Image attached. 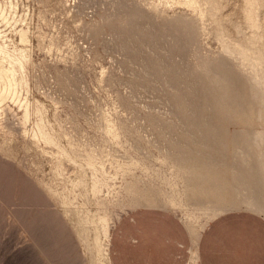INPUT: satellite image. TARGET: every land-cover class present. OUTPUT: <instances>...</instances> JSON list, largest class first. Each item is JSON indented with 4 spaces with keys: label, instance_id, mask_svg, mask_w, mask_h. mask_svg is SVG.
I'll list each match as a JSON object with an SVG mask.
<instances>
[{
    "label": "rangeland",
    "instance_id": "374dc122",
    "mask_svg": "<svg viewBox=\"0 0 264 264\" xmlns=\"http://www.w3.org/2000/svg\"><path fill=\"white\" fill-rule=\"evenodd\" d=\"M251 1L204 0L200 22L189 9L156 0H0V48L14 56L20 101L42 107L50 132L58 130L56 116L75 138L94 137L102 150L121 154L123 147L103 145L96 130L110 118L141 142L156 135L171 149L167 165L147 146L153 159L130 150L140 165L105 169L117 174V186L128 171L159 190L162 204L148 208L166 209L183 224L191 243L187 264L217 217L197 212L188 219L171 204L182 202L180 177L191 194L200 189L202 200L225 213L264 218V198H251L264 197V0H255L253 22ZM20 29L28 33L25 45ZM8 100L0 105V264H95V230L70 189L73 166L55 174L56 160L32 137L36 117L21 127L23 108ZM81 200L94 211L84 193ZM138 209L112 208L109 244L120 218Z\"/></svg>",
    "mask_w": 264,
    "mask_h": 264
},
{
    "label": "bare ground",
    "instance_id": "6f19581e",
    "mask_svg": "<svg viewBox=\"0 0 264 264\" xmlns=\"http://www.w3.org/2000/svg\"><path fill=\"white\" fill-rule=\"evenodd\" d=\"M156 1L157 4L155 5L158 6L164 5L165 7L169 6V8L174 6L185 7L189 9L200 22L203 20L205 16V6H203L205 5L203 3L204 0H156ZM254 4L257 5V2L255 0H252L250 2V7H249V15L251 18L250 20H252V22L255 20L256 17L255 16L256 13H254L256 9L253 7ZM9 5H10L9 7L15 9L12 3H10ZM170 10L172 9L170 8ZM14 11H16V9ZM4 14H5V10L0 5V16L4 18ZM4 20H8V19H4ZM6 28L7 27H5V29ZM17 34L19 37V42L25 45L28 42L27 31L24 29H20ZM221 45L224 46L223 42H221ZM16 54L21 59V62H25L24 59L26 56L24 54H22L21 52ZM13 61H14V56L11 57L8 51L5 48L1 47L0 48V105H3L5 101L8 99H11L13 102L19 103L20 107L23 108V115L21 116L18 125H21V127L23 128L25 127L26 123L29 122L32 116L36 117V123L34 124V128L32 131V137L33 139H35V142L36 140L43 142V144L49 150L50 155L53 157L54 160H56L53 166V170L57 176H61L63 174V171H66L68 169L67 168L68 165L73 166L71 171L69 170H68L69 172L67 171L68 173L70 172L72 173V178L70 181V187H71L70 189L73 192V196H75L73 202L79 204L83 213L87 217V221L89 222L90 225H92V227L95 230L94 243L97 250V258L95 264H111L108 254H105V256L102 255V249L103 248L109 249L108 235L110 234L109 229L112 223V218H111L112 208L113 207L122 208L127 206V207H131L132 209H135L141 207L142 208L151 207L153 205L160 206L162 204V195L159 192V190L154 188L152 185L147 184L144 180L141 179V177H138L128 171L124 173L120 185L117 186L116 184L117 174L116 173L111 174L107 172L105 169V165L107 163L110 165L116 163L118 165L119 163L121 162L124 163L125 161L130 162L131 166L140 165L139 162L130 155L129 151L131 150L135 152L145 160H151L154 158V155L148 150L147 146L153 148L158 153L159 156L156 158V161H158L162 165H167L168 164L167 161L171 159L172 151L169 147L163 146L165 144L159 142V140L158 141L155 140L154 136L156 135H154L152 138L143 136V139L146 140V143L141 142L140 136L130 134V132L124 129L117 120L114 121L113 119L110 118L100 119L97 122L96 130H98V132L100 133L101 142L103 143V145H107L109 144L108 142H110V143H114L115 145H118V147L119 146L123 147L124 150L121 154L120 153L114 154L111 150H107V151L102 150L99 140H97L94 137L81 136V138H78L76 136L77 138H75L71 132H68L66 129L62 127V123L58 119L59 117L57 118L56 116H54V120L58 124L57 125L58 130L54 132H50L46 127L47 124L45 125L44 122L45 116H43V112L41 111L42 107L37 106L35 104L33 108V106L30 103H27L26 101L21 103L20 94L22 93L19 94L18 91V79H17L18 68L16 65H14ZM22 68L23 67L21 66L20 69ZM67 122L69 123V121ZM234 142L237 141L234 140ZM233 145L236 148L237 151L236 154H238L242 159H247V155L249 152L245 149V147L242 148L241 143L239 144L234 143ZM50 155L49 157H51ZM55 155L57 157H55ZM228 168L233 173L241 174L239 172H236L237 169H235L232 165L229 166ZM254 172H255V168L254 166H252L251 174L253 175ZM172 175H176V174L172 172ZM173 180L174 182H176L174 178ZM179 182L181 183L180 195L182 198V202L179 203L172 198L171 204L173 206H178V208L180 209L183 208L186 212V217L188 219L197 215L198 214L197 212H200L201 214H213L216 217L225 214L224 210H222L218 206H214L211 203L202 200L201 198L202 194L200 189L193 188V190L196 193L191 194L189 190L191 186L189 185V183H187L181 177L179 178ZM244 183H246V181H244ZM56 193L57 192H55V194ZM82 193H84V195L90 200V205L94 210L91 213L85 210L86 208L81 200ZM251 198L260 202L264 197L257 198L256 196L252 195ZM66 205L68 204L66 203ZM190 209L192 211H190ZM191 256H192L191 264H199L198 249L195 252H191ZM104 258L106 259V261Z\"/></svg>",
    "mask_w": 264,
    "mask_h": 264
},
{
    "label": "crops",
    "instance_id": "0c3cea01",
    "mask_svg": "<svg viewBox=\"0 0 264 264\" xmlns=\"http://www.w3.org/2000/svg\"><path fill=\"white\" fill-rule=\"evenodd\" d=\"M177 220L160 207L125 214L112 229L111 264H187L190 238ZM198 263L264 264V218L231 211L210 221L198 241Z\"/></svg>",
    "mask_w": 264,
    "mask_h": 264
}]
</instances>
